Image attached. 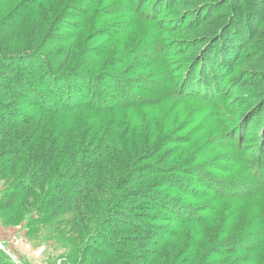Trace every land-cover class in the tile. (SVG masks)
<instances>
[{"label":"rangeland","instance_id":"rangeland-1","mask_svg":"<svg viewBox=\"0 0 264 264\" xmlns=\"http://www.w3.org/2000/svg\"><path fill=\"white\" fill-rule=\"evenodd\" d=\"M0 21L5 51L34 52L43 71L54 67L67 79L100 81L110 94L115 82L107 80L120 78L131 88L127 102L133 104L95 114L61 106L56 114L17 108L23 123L0 133V264H82L86 249L108 243L101 231L113 207L170 237L150 248L151 263L191 264L204 252L207 260L200 264H238L233 244L225 249L222 241L257 228L264 208V192L252 198L231 194L255 174L257 157L264 158V0H0ZM38 30L42 36L35 42ZM44 37L48 47L40 49ZM55 51L63 57L56 59ZM217 54L216 72L198 66L205 58L214 64ZM112 122L114 140L109 143L108 135L101 141ZM107 144L98 159L97 150ZM135 153L137 169L129 171L127 159ZM95 162L99 169L91 167ZM81 167L85 182L95 181L90 191L73 195L67 207H51L64 169ZM141 188L145 198L135 193ZM112 191L123 198H111ZM161 199L182 203L202 222H177L170 210H160ZM196 230L204 231L197 247L175 259ZM121 232L137 233L122 225ZM219 250L225 254L208 260ZM123 259L105 256L102 264Z\"/></svg>","mask_w":264,"mask_h":264},{"label":"trees","instance_id":"trees-1","mask_svg":"<svg viewBox=\"0 0 264 264\" xmlns=\"http://www.w3.org/2000/svg\"><path fill=\"white\" fill-rule=\"evenodd\" d=\"M34 1L32 2V4ZM65 17L69 15V13H64ZM71 14V13H70ZM2 21V20H1ZM0 21V22H1ZM67 23L66 19H63V23ZM58 24V23H57ZM55 24L54 26H58ZM4 26V23H0V29ZM51 30V29H50ZM49 30V31H50ZM39 36L35 37V42L40 39L41 31H39ZM3 34V31H0V36ZM33 35L36 36L35 29L33 30ZM44 39L40 42V49H47L48 45L44 46ZM2 42V41H1ZM49 42V41H48ZM0 90H3L0 92V133H4L3 129H9L14 126H17L18 124L23 123L22 119L24 118L21 113L17 112L19 107H23L24 109L32 106L34 110H46V112L51 114H56L54 110L56 109H63L61 111L71 110V109H77L82 108L86 109L87 111H92V113L95 114V111L98 112H107L108 110L113 111L115 107L120 108H131V105H133L130 102H127V99L132 98V91L131 88L126 85L125 83L120 81V78H113L110 79L107 82H115L113 86V91L115 94H110V91L108 87H104L102 83H99L100 81H94V80H85L83 78H73V79H67L65 72H60L58 69L48 68L50 72L43 71V65H41L40 58L34 53H27V52H9L5 51V47L0 43ZM44 46V47H43ZM22 49V47H19L17 50ZM47 52V51H45ZM56 52V51H55ZM213 52H209L210 56ZM32 54V55H30ZM57 56L55 58H61L63 57V54L60 52H56ZM68 58L70 56V53H68ZM208 56V55H207ZM208 56V59H211V57ZM223 57V53H222ZM225 57V56H224ZM54 58V57H53ZM219 59V55H216V59L214 60V64H211L207 61L205 58L201 62L199 61L200 67H204L205 70H209V73L213 71L216 72V66L217 60ZM68 60V59H67ZM47 67V66H46ZM61 68H63L61 66ZM62 70V69H60ZM47 74H52L56 76L57 79H50ZM42 75V76H41ZM41 76V77H40ZM40 78V79H39ZM35 80H39L38 82H35ZM106 81V80H105ZM206 86H209L208 83H205ZM87 87V90H86ZM93 89V90H92ZM94 92L92 95H90L92 92ZM121 91L122 97H117L118 92ZM10 94V95H9ZM107 97H112V99L107 102L105 99ZM119 99H123L122 101H119ZM126 99V100H125ZM21 100V101H19ZM28 104V105H27ZM59 104V105H58ZM61 106V107H60ZM18 108V109H17ZM25 116H28L25 115ZM20 119V120H19ZM17 120H19L17 122ZM95 120V119H94ZM109 128L105 130L106 134V140L101 141H107L108 135H110L109 143H112V141L115 138V124L116 122L109 123ZM104 123L96 124L97 126V132L101 131L103 129ZM3 128V129H2ZM97 134V133H96ZM99 137V136H98ZM85 142V139L82 137V140L79 142L83 145ZM85 144V143H84ZM109 144L103 145L102 150H97L96 155L98 156V159L106 154L107 148H109ZM263 147V146H262ZM261 155L264 156V150H262ZM139 155L135 153L133 156V159H127L129 165L127 169L134 170L135 164L138 162L137 158ZM261 156L257 157L258 163L256 164V170L255 174L249 175L246 177L245 186L240 189L239 193L237 192H230L231 194L235 196H241L240 198H252L257 194H262L264 192V158H261L263 161L260 162ZM75 166H78L77 163H81V160L78 159V161H75ZM242 164V163H238ZM87 167V166H86ZM94 169H99L98 163L95 162L93 165H91ZM85 167H81V170L77 172L73 169H67L65 168V172L63 173L62 177L64 178V182L62 184H59L58 182L55 184L54 189H58V195L57 199L51 201L49 204L51 207L60 203L62 207H67L69 202H73L72 198L73 195L79 194L80 197L85 194L86 192L90 191V187L92 184L95 183V181L91 178L87 179L85 182V177H87L86 173H82ZM63 170V171H64ZM74 171V172H73ZM98 171V170H97ZM259 171V172H258ZM137 173L139 171H136ZM260 173V174H259ZM51 172L48 171L45 176H51ZM99 173L94 176V178L99 177ZM136 173H133V176H136ZM80 176V177H78ZM216 182L217 179H214ZM213 182V183H214ZM224 185V183H223ZM251 185V187H248ZM221 185H214V189L216 192H220L218 188ZM248 188H245V187ZM145 189H138L135 191L138 195H141L142 198H145L147 196V193L145 195ZM223 189L220 194H222ZM150 195V193L148 192ZM230 197L229 195H227ZM111 198L114 197H122V192H111L110 195ZM75 201V200H74ZM139 201L137 198V195H135V202ZM111 202H115L113 199ZM169 202V201H168ZM166 200H159L157 204L158 207H160V210H170L173 214L172 217L179 223H190V222H202L203 216H200L199 214H195L194 211H190V208L183 205L182 203H168ZM116 204V202H115ZM60 205V206H61ZM105 211V207L103 208V213ZM133 212H129V210L124 208H117L113 207V209L110 211L109 215L110 217L107 218V220L104 222L103 229L101 232H105L109 238L112 237L113 242L109 241L105 244V248L103 249L101 246L95 245L93 249L88 250V256L84 255L82 258L83 263L82 264H102L103 257L106 256L108 260H116L118 256H124V259L122 261H117L115 264H154L151 263V259L149 257V251L150 248L155 245V243L162 241L159 246L163 245L165 243L164 240L169 239L170 237L166 235L158 236L155 232H152L151 230L145 229V227L139 226L138 222L134 220ZM213 214L208 215L207 217L210 219ZM168 217V216H166ZM246 217V216H245ZM261 221L259 223V226L257 228H253L252 230H239V228L242 227V225L246 222V220L249 218L246 217L244 220L240 221L239 225L237 226L238 237L234 238V241L231 240V237L226 238L222 241V245L225 246V249L229 247V245L233 246L231 247L234 251L233 254H237L234 256L235 262L238 264H243L244 262L248 264H264V208L261 210ZM206 217H204L205 219ZM207 218V219H208ZM204 221V220H203ZM205 222H203L204 224ZM256 222H253L255 224ZM123 226V230H126V226L128 228H134V231L137 232L135 236H132L127 233H122L120 235L119 228L120 226ZM126 225V226H125ZM205 225H203L204 227ZM104 227H107L105 229ZM206 228V227H204ZM203 228V229H204ZM136 229V230H135ZM138 230V231H137ZM142 232H140V231ZM205 231V229H204ZM204 231L196 230L192 231V233H195L193 236H190L186 242H184L182 248L175 253V259L181 257V253H191V249L197 247L199 243V239L203 235ZM250 231V232H246ZM99 232V233H101ZM144 234V235H142ZM111 236V237H110ZM124 237L127 238L125 242H119L118 237ZM173 236V235H172ZM177 236V235H176ZM116 237V238H114ZM204 237V236H203ZM202 237V238H203ZM173 238V237H171ZM193 240L192 243H190ZM137 243V245H131V243ZM118 243V245H117ZM115 244V245H114ZM202 246V245H201ZM120 247H124V249H121ZM89 253L91 256V259H89ZM250 253V254H248ZM209 254V253H207ZM225 254V251L222 252L219 250V252L214 255L213 257L208 256V260L213 259L217 260L218 257ZM240 254L241 257H240ZM110 255V257H109ZM166 257L173 258L172 255H167ZM174 259V258H173ZM189 259V258H188ZM198 261L191 263V264H200L199 260L206 261L207 257L205 256L204 252L199 256ZM108 264V262H105ZM104 263V264H105ZM114 264V263H113ZM204 264V263H202ZM216 264V263H211Z\"/></svg>","mask_w":264,"mask_h":264}]
</instances>
